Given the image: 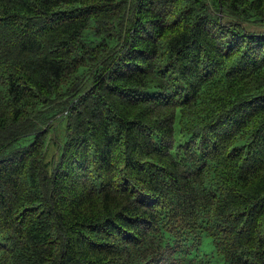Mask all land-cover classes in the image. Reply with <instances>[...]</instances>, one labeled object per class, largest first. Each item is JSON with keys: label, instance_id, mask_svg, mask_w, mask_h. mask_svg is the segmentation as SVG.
Instances as JSON below:
<instances>
[{"label": "trees", "instance_id": "trees-1", "mask_svg": "<svg viewBox=\"0 0 264 264\" xmlns=\"http://www.w3.org/2000/svg\"><path fill=\"white\" fill-rule=\"evenodd\" d=\"M246 24L264 0H0V264H264Z\"/></svg>", "mask_w": 264, "mask_h": 264}, {"label": "rangeland", "instance_id": "rangeland-1", "mask_svg": "<svg viewBox=\"0 0 264 264\" xmlns=\"http://www.w3.org/2000/svg\"><path fill=\"white\" fill-rule=\"evenodd\" d=\"M246 25L249 29H264V27H258V26L249 25V24H246ZM63 132H64V122L56 123L52 129V135L53 137H55V141L51 143V148L46 158L47 161L51 158L53 151L57 150L58 142H63V139H64ZM31 139H32V136L30 135V136L22 138L21 141H24V143H27ZM210 251H211V242L209 239L206 238L204 240L203 245L199 248V253L203 254V253L210 252ZM211 260H212V264H226V262L223 261L217 255L212 256Z\"/></svg>", "mask_w": 264, "mask_h": 264}]
</instances>
